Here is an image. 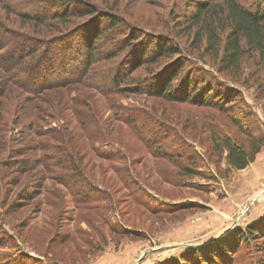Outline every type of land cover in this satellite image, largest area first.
Instances as JSON below:
<instances>
[{"label": "rangeland", "instance_id": "obj_1", "mask_svg": "<svg viewBox=\"0 0 264 264\" xmlns=\"http://www.w3.org/2000/svg\"><path fill=\"white\" fill-rule=\"evenodd\" d=\"M192 2L72 0L61 14L51 0H0V42L49 38L36 57L49 47L52 69L77 49L81 65L97 28L87 73L105 90L89 79L30 91L26 63L11 76L0 60V264H264V231L244 230L264 224V56L244 54L235 74L218 71L185 28ZM34 6L49 16L22 15ZM133 32L179 46L190 61L179 76L204 78L193 100L149 89L163 56L130 69L128 54L146 43ZM13 48L1 45L0 58ZM217 80L237 93L223 107L201 102L205 81ZM219 135L246 151L263 141L236 169Z\"/></svg>", "mask_w": 264, "mask_h": 264}, {"label": "trees", "instance_id": "obj_2", "mask_svg": "<svg viewBox=\"0 0 264 264\" xmlns=\"http://www.w3.org/2000/svg\"><path fill=\"white\" fill-rule=\"evenodd\" d=\"M71 1L72 0H51L52 4L61 11V14L69 10L68 8ZM254 3L257 4L256 8L253 6ZM189 4L193 6V9L189 14L184 15V19L186 24L185 28L189 32L188 34H190V32L192 34V40L195 44L193 48L200 51L202 56H209L213 63L216 64L218 71L235 74L236 70L238 71L240 68V62L244 54L255 53L258 56H264V7H260V5L264 6V0H254L250 5H244L240 3L239 0H193V2ZM34 7L31 13L33 15L30 13H23L22 15L29 16L31 19H41L43 17L41 16L42 14L45 15V17L49 16L48 11L44 13L37 9L36 6ZM87 8L91 10V14L97 13V9L92 5L87 4ZM98 12L97 14L100 15L96 16L99 19H107L111 28L120 27V23L116 21L113 16L104 13V11L99 10ZM52 14L58 13L53 12ZM88 31L90 34L88 35L89 38L87 43L83 45L85 51L83 52L81 65L80 62H77V58H73L78 54L77 49L74 53H70L68 57L58 54L57 61H55L57 64H55L54 69H52L51 63L53 64V57L51 55L49 56V54L47 55L49 47L46 49L47 52L42 54L46 60H42L43 62L38 64L41 62L42 56L37 61L36 54L42 52L40 51L41 46L43 47L49 44L46 42L49 41V38L44 41L32 38L22 39V37H20L19 41L22 40L21 42L25 43L22 46L18 45L20 42L16 43V40L13 38L11 40L9 39L10 43H7L6 40H8V35H3V42H0V46L2 45L4 49H8V46L11 44L14 48L9 51L10 53L4 51L3 57L0 58V60L6 65L7 71L11 76V70L14 65L21 61L26 63L22 65V70H24L22 73L31 76V80L28 79L26 83V88L30 91H39L43 88L55 87L77 80L85 82L89 79V84L100 87L99 83L94 81L92 73H87L95 57L94 47L99 30L97 28H91ZM133 34H135L133 38L139 37L142 41L145 40L146 43L145 45H141L143 46V50L139 49L141 46H137L128 54L129 60L134 61V63L129 66L130 69L139 62L145 60L154 62L157 57L163 56L165 60L162 62L163 64L160 65L159 69L155 71L156 75L153 76L152 83L147 85L149 89L153 86L154 92L161 93L170 99L193 100V98L197 96V89H201L198 88V86H200L198 83L204 81V78L199 77V79H201L200 81L195 80V77L191 78L190 72L179 76L184 64L190 62L181 55L182 50L180 51L179 46L174 44L171 40H165L162 43L163 39L160 35H153L145 38L144 36L142 37L140 33L133 32L130 34V37ZM147 38L149 39L147 40ZM30 44H32V46ZM121 49H117L115 53L119 50L121 51ZM109 53L111 54V52ZM172 58L176 62L171 60ZM35 61L37 63L36 65ZM171 61L173 65H171ZM193 70L198 71L199 69L197 67L195 69L193 68ZM118 72L119 70L116 73ZM165 76L167 77L165 78ZM178 77L180 78L178 79ZM68 79L70 81H68ZM114 79L117 80V82L113 80L117 85L121 82L118 75L115 76ZM214 79L216 78L212 80ZM172 80H175L176 84H172ZM205 82L210 86H207L206 90L203 89L201 102L223 107L225 102H228L227 100L229 98L231 99L234 94L235 96L237 94L233 93L234 89L227 87V85L220 80L214 82L216 84L214 88L211 86L212 82ZM114 83L102 85L105 86L104 88H109L114 87ZM102 91L105 90L102 89ZM219 138L220 144L226 149L228 164L236 169L244 168L249 162L253 161L254 154L259 151V146L263 141V139L258 138L257 142L253 143V147L250 148L249 151H246L228 135H219ZM244 230L251 235H255L264 231V224L254 223L253 225L245 227Z\"/></svg>", "mask_w": 264, "mask_h": 264}, {"label": "water", "instance_id": "obj_3", "mask_svg": "<svg viewBox=\"0 0 264 264\" xmlns=\"http://www.w3.org/2000/svg\"><path fill=\"white\" fill-rule=\"evenodd\" d=\"M251 200H253V199H251ZM251 200H250V202L247 204V206L252 202Z\"/></svg>", "mask_w": 264, "mask_h": 264}]
</instances>
